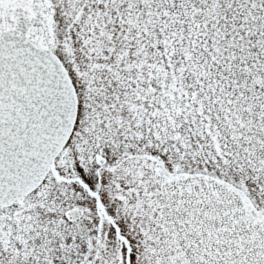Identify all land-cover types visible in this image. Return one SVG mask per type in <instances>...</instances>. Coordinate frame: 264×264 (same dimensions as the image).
I'll return each mask as SVG.
<instances>
[{
	"label": "snow or ice",
	"instance_id": "obj_1",
	"mask_svg": "<svg viewBox=\"0 0 264 264\" xmlns=\"http://www.w3.org/2000/svg\"><path fill=\"white\" fill-rule=\"evenodd\" d=\"M0 264H264V0H0Z\"/></svg>",
	"mask_w": 264,
	"mask_h": 264
}]
</instances>
